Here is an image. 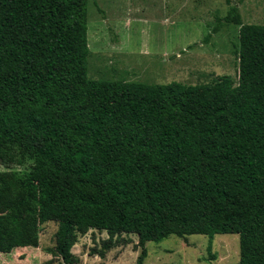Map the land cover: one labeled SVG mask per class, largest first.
Here are the masks:
<instances>
[{
  "label": "trees",
  "instance_id": "trees-1",
  "mask_svg": "<svg viewBox=\"0 0 264 264\" xmlns=\"http://www.w3.org/2000/svg\"><path fill=\"white\" fill-rule=\"evenodd\" d=\"M225 1L238 80L150 85L89 78L90 0H0V165L24 169L0 171V253L56 223L60 264L90 231L102 259L122 235L137 264L149 242L239 235L240 264H264V25Z\"/></svg>",
  "mask_w": 264,
  "mask_h": 264
},
{
  "label": "rangeland",
  "instance_id": "rangeland-1",
  "mask_svg": "<svg viewBox=\"0 0 264 264\" xmlns=\"http://www.w3.org/2000/svg\"><path fill=\"white\" fill-rule=\"evenodd\" d=\"M232 5L244 24L264 25V0H233ZM228 10L225 0H90L88 76L150 85L208 84L224 76L237 81L240 27L229 25L213 33ZM12 170L24 169L0 165L1 172ZM57 229L56 223L45 224L38 248L0 253V264H60L58 254L47 252ZM107 239L99 231L80 235L72 249L77 264H137L141 249L136 236L122 235L102 259L97 251ZM146 247L144 264H240L239 235L171 236Z\"/></svg>",
  "mask_w": 264,
  "mask_h": 264
}]
</instances>
